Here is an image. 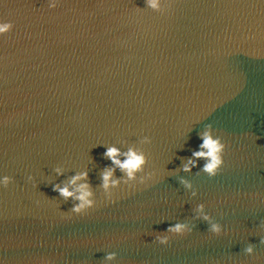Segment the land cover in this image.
Here are the masks:
<instances>
[{
	"label": "water",
	"instance_id": "obj_1",
	"mask_svg": "<svg viewBox=\"0 0 264 264\" xmlns=\"http://www.w3.org/2000/svg\"><path fill=\"white\" fill-rule=\"evenodd\" d=\"M166 2L162 12L144 9V0L0 3L13 22L0 37V172L14 178L0 188V256L9 264H102L105 251L117 253L110 264H257L243 255L246 243L264 264L252 234L264 218V2ZM205 124L227 145L212 177L199 170L203 160L182 168ZM145 135V168L163 174L105 202V143L124 148ZM82 169L97 204L61 219L72 200L52 184ZM29 172L36 188L25 183ZM200 201L229 236H209L202 218L167 245L148 234L191 219Z\"/></svg>",
	"mask_w": 264,
	"mask_h": 264
},
{
	"label": "clouds",
	"instance_id": "obj_2",
	"mask_svg": "<svg viewBox=\"0 0 264 264\" xmlns=\"http://www.w3.org/2000/svg\"><path fill=\"white\" fill-rule=\"evenodd\" d=\"M60 0H46L47 8H56ZM264 2V0H262ZM3 3V0H0ZM170 5L166 0H144V9H150L157 12H162ZM13 28V22L9 19L0 16V37L8 33ZM200 142L196 149L191 152L186 162L183 164V171H191L197 167L200 160L204 163L199 166V170L207 173L209 177L215 176L224 166V154L226 142L222 138V134L217 129H213L211 124H205L202 131L198 133ZM150 137L145 135L139 138L136 143H126L127 146L122 148L121 144L124 141L115 143H105L103 155L108 158L110 165H106L100 174V189L107 203L114 202V190L135 191L140 186L147 187L149 184L156 182L163 170L158 167H151L146 170L145 166L149 163V157L141 147V145L149 143ZM119 169L123 175L115 176V171ZM53 171L57 175L61 174L63 167L61 164L54 166ZM140 173L141 175H137ZM87 170H78L74 172L66 181L52 184V190L59 194L64 200L71 199V207L67 211H62L59 208L61 219H71L74 215H83L87 210L93 208L97 204V196L93 192L92 187L87 181ZM14 182L13 176L0 172V188H7ZM180 182L186 189H192L191 195H196V190L192 188V184L184 177L180 178ZM25 183H30L33 188L37 186V180L34 175L29 172L25 177ZM123 186V187H122ZM250 198L260 197L258 192H249ZM46 198V197H45ZM264 199V197H260ZM48 199V198H47ZM49 202L55 200L48 199ZM40 201H36L39 203ZM59 207V205H58ZM207 202L200 201L195 204L194 215L191 219L177 220L175 223L169 224L163 231L149 232L153 236V240L160 245H167L173 237H183L193 232L192 221L197 218H202L209 222L208 235L211 237L229 236L232 229L227 225L220 223L212 218L206 211ZM252 234L259 235L260 244H264V218L259 220L256 231ZM243 255L256 261L257 264L261 261L258 255L256 246L252 243H246L242 249ZM116 251H105L102 259V264H110L116 259ZM0 264H9L6 257L0 256ZM40 264H52L50 260L43 259ZM233 264H242L239 261H233Z\"/></svg>",
	"mask_w": 264,
	"mask_h": 264
}]
</instances>
